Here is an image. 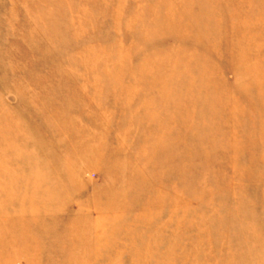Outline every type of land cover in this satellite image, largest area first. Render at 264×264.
Masks as SVG:
<instances>
[{"label": "rangeland", "instance_id": "1", "mask_svg": "<svg viewBox=\"0 0 264 264\" xmlns=\"http://www.w3.org/2000/svg\"><path fill=\"white\" fill-rule=\"evenodd\" d=\"M0 264H264V0H0Z\"/></svg>", "mask_w": 264, "mask_h": 264}]
</instances>
